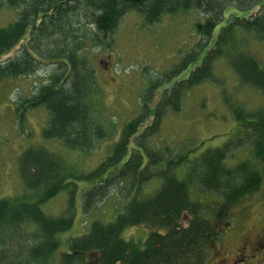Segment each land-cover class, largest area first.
<instances>
[{
  "label": "trees",
  "instance_id": "obj_1",
  "mask_svg": "<svg viewBox=\"0 0 264 264\" xmlns=\"http://www.w3.org/2000/svg\"><path fill=\"white\" fill-rule=\"evenodd\" d=\"M232 1L1 0L0 8L7 7L15 16L5 19L6 24L11 23L0 28V81L31 76L41 65H51L53 69L41 77L36 93L21 106L28 110L45 106L49 110L45 139L89 151L108 137L99 120L106 96L92 61L94 46L112 48L115 33L130 11L144 15L152 24L165 14L199 10L205 14L204 22L198 23L202 45L211 48L190 76L161 100L154 110L156 117L169 107L180 111L186 90L215 80L220 60L235 70L242 84L264 96V66L243 47V33L264 39V0ZM225 12L228 21L215 39ZM198 55L185 56L186 65ZM168 78L152 80L148 93L152 95ZM232 111L242 133L254 145L251 158L230 166L228 162L235 155L234 151L230 154L232 144L208 149L195 158L188 167L191 172L187 168L183 179L178 178V169L188 161V154H176L169 160L146 146L143 151L131 147L147 121L148 109L126 124L112 155L86 176L74 173L72 177L61 157L43 146L29 147L19 160L25 191L0 198V264H206L219 238L218 223L228 219L236 206L264 184V108L245 113L243 107L233 106ZM19 119L23 125L24 116ZM158 129V123L151 125L142 135L148 137ZM152 176L162 179L161 187L152 196L140 198L142 186ZM83 179L87 181L82 194L86 211L106 197L117 182H133V189L138 191L114 222L95 221L88 234L72 239L70 251L59 256V237L73 228L74 213L53 217L42 205L67 190L74 206L76 181ZM196 179L202 189L221 200L218 212L211 210L210 214L202 199L193 198ZM141 225L153 229L145 243L124 238L128 228ZM14 242H24L26 251L12 250L9 246ZM252 242L263 244L256 238Z\"/></svg>",
  "mask_w": 264,
  "mask_h": 264
},
{
  "label": "rangeland",
  "instance_id": "obj_2",
  "mask_svg": "<svg viewBox=\"0 0 264 264\" xmlns=\"http://www.w3.org/2000/svg\"><path fill=\"white\" fill-rule=\"evenodd\" d=\"M234 1L233 4L236 3ZM14 16L7 7L0 8V28L8 26L11 21L6 24L5 19L7 21ZM228 17L229 14L225 12L221 25L215 31V39ZM204 20L203 12L188 10L165 14L160 21L150 24L144 15L130 11L115 33L112 48L94 46L92 61L99 70V83L107 92L106 108L101 112V117L104 119L103 125L109 131V138L97 143L89 151L71 149L59 140L45 139L43 131L50 119L49 110L45 106L28 110L20 105L35 94L41 85L39 75L44 76L50 72L53 69L51 65H41L39 71L31 77L0 81V198L15 197L25 191L19 172V160L29 147L43 146L61 157L73 174L72 177L75 174L86 176L112 155L125 125L142 115L145 109H148L150 114L141 131L134 137L131 147L142 151L143 146H146V149L161 152L169 160L179 154H188V161L178 169L179 179L184 178L187 168L193 164L195 158L208 149L220 148L228 143L233 144L229 145L230 154L235 152L228 162L230 166L251 158L254 145L246 139L241 143L238 137V133L242 131L241 126L230 104L243 105L252 113L263 107L264 96L252 87L243 85L234 69L221 63L224 60L217 63L215 80L205 81L184 92L180 111L175 112L169 107L160 118H157L154 112L161 100L170 96L171 90L179 82L186 80L201 64L204 52L211 48L209 45H202L203 38L198 32V23H203ZM243 34L245 51L256 57L264 66V39L255 34ZM196 52L199 55L195 61L186 65L184 57ZM104 62L114 63V67L111 68L110 65L108 68ZM166 75L169 78L165 80L164 85L152 95L149 94L147 88L151 80L155 82ZM23 116L25 123L22 125L19 118ZM157 123L159 129L150 136L143 137L144 129ZM242 136L244 137V134ZM165 164L166 161L163 165ZM153 171L156 170L153 168ZM188 171L191 172L189 168ZM86 182L85 179L76 181L74 225L59 237V256L70 251L69 244L72 239L88 234L95 221L114 222L126 211L129 198L136 194L133 182H117L109 197L85 212L81 196ZM161 185L162 179L152 176L142 186L140 198L152 196ZM194 185L196 186L192 188L193 198L200 201L202 199L201 202L205 204L207 211L210 210V214H213L211 210L218 212L222 205L221 200L202 189L198 179L194 181ZM70 202L69 191L65 190L43 204L42 208L47 215L58 217L64 213L69 214L72 210ZM241 204L231 211V222L245 225L248 238H256L264 243V184L256 194L247 197ZM32 230L35 231L34 228ZM152 230L148 225L131 227L127 229L124 237L145 241ZM237 244L238 242H235L224 246L230 253L229 257L235 253ZM25 245L24 242H14L9 247H13L11 249L14 251L24 252ZM12 250L9 251V256ZM220 251H223V248Z\"/></svg>",
  "mask_w": 264,
  "mask_h": 264
},
{
  "label": "flooded vegetation",
  "instance_id": "obj_3",
  "mask_svg": "<svg viewBox=\"0 0 264 264\" xmlns=\"http://www.w3.org/2000/svg\"><path fill=\"white\" fill-rule=\"evenodd\" d=\"M237 235L236 233H229L225 229H222L218 237L222 238L224 242L229 243L225 245L230 246L237 242ZM246 237H242L238 241L236 252L232 257H229V251H226L224 245V252L217 254L219 259L215 264H264V244L258 242L253 243L252 238Z\"/></svg>",
  "mask_w": 264,
  "mask_h": 264
}]
</instances>
